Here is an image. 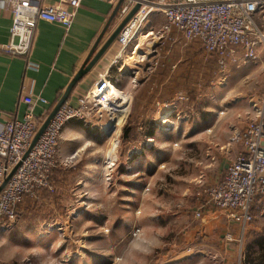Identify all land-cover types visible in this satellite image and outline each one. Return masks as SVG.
<instances>
[{
    "label": "rangeland",
    "instance_id": "obj_1",
    "mask_svg": "<svg viewBox=\"0 0 264 264\" xmlns=\"http://www.w3.org/2000/svg\"><path fill=\"white\" fill-rule=\"evenodd\" d=\"M141 32L139 41L144 45L139 57L144 54L145 58L124 54L129 65L121 69L139 81L156 67L154 75L167 82L155 94L160 103L178 105L177 109L169 120L161 114L156 124L131 119L129 110L113 122L107 118L69 121L105 133V143L98 145L102 155L89 147L78 154L56 156L53 190L42 189L36 198H25L29 201L24 206L23 201L14 218L4 222L8 225L0 224V264H169L178 257L176 243L182 244L186 227L202 223L203 218L195 216L200 185L210 184L206 175L226 169L241 151V145L231 139L255 118L253 107L264 90V51H259L257 61L222 68L199 43L178 39L179 47L197 52L174 57L169 65L175 66L161 73L157 50L175 45L168 35L145 40ZM136 44L129 46V52ZM124 55L119 64L125 62ZM149 122L161 128L152 141L135 131L146 129ZM109 125L112 129L107 134ZM143 140L150 149L141 153ZM129 148L139 151L132 166L125 161ZM146 156L150 164L143 161ZM99 158L100 164L95 163ZM159 158L165 160L156 166ZM89 162L93 167H86ZM56 170L67 178L66 188L55 189ZM184 190L186 196H182ZM251 210V227L264 232V196L256 198ZM216 212L222 223L227 221L223 212Z\"/></svg>",
    "mask_w": 264,
    "mask_h": 264
},
{
    "label": "built area",
    "instance_id": "obj_2",
    "mask_svg": "<svg viewBox=\"0 0 264 264\" xmlns=\"http://www.w3.org/2000/svg\"><path fill=\"white\" fill-rule=\"evenodd\" d=\"M82 1L9 0L10 40L3 50L27 57L38 21L57 23L68 29ZM98 1L113 4L118 0ZM136 2L141 4L140 9L115 40L119 47L118 57L131 53L141 60L145 58L144 54L139 57V48L144 45L139 40L142 25L151 13L162 14L165 21L158 30H150L149 38H163L175 31L183 40L199 43L222 68L228 64L237 65L240 61H257L259 51H264V0H123L120 13L126 14ZM135 41V49L129 52V46ZM64 66L67 67L68 63L64 62ZM30 67L36 68L35 65ZM135 82L134 76L133 85ZM131 100L129 92L118 89L102 75L79 97L76 106L64 103L58 109L29 149L43 121L34 113L35 102L46 101L42 97L34 99L23 95L21 101L27 105L23 118L0 125V187L16 167L0 190V224L14 218L25 198H36L42 189L53 190L51 175L58 164V141L69 121L112 120L118 114L121 117L129 110ZM253 110L255 118L245 125L241 134H234L231 139L241 145V151L228 163L219 181L201 183L196 218H202L205 210H219L228 222L242 229L254 220L251 210L254 198L264 196V90Z\"/></svg>",
    "mask_w": 264,
    "mask_h": 264
},
{
    "label": "crops",
    "instance_id": "obj_3",
    "mask_svg": "<svg viewBox=\"0 0 264 264\" xmlns=\"http://www.w3.org/2000/svg\"><path fill=\"white\" fill-rule=\"evenodd\" d=\"M8 1L0 0V125L7 121L23 118L27 105L21 101V97L25 94L34 99L38 97L45 99V103L36 101L34 105L35 115L45 119L62 97L64 90L86 59L108 21L110 24L104 32L99 46L106 41L125 15L120 13L121 6L111 19L118 1L112 4L107 1L83 0L68 29L57 23L38 21L31 50L27 57H23L8 54L3 50V46L10 40L9 30L12 22ZM45 1L52 3L55 0ZM164 21L162 14L151 13L142 25V31L158 30ZM168 36L169 41L175 46L157 50L156 65L159 66L157 70L161 73H169V67L175 66V63L172 66L169 65L175 61L174 57L186 54L194 55L197 52L192 48L179 47L176 43L178 39L183 40V38L177 32L173 31ZM118 48V44L114 41L90 73L76 85L66 103L76 106L79 97L85 94L102 75H105L115 87L130 93L132 101L128 115L131 119L155 122L163 114L162 119L169 120L173 115L171 114L172 110L177 109L178 105L171 107L170 104L163 101L160 103L154 91L159 86L165 85L167 80H158L157 75H154L155 67L151 69L150 74H145L143 80L140 79L133 85L131 75H126L121 69L129 63L124 55L125 57L122 59H125V62L122 61L123 64H119L121 58L117 54ZM64 62L68 63L67 67L64 66ZM31 65H35L36 68L30 67ZM164 107L168 110L161 113ZM149 110L151 111L149 112ZM90 129L82 127L79 123H68L59 139L57 157L63 158L71 153L78 154L89 147L97 149L96 151L100 153L99 157H101L103 151L98 145L101 142L105 143V133ZM143 129L136 128L135 131L145 140L152 141L161 134V128L157 130L154 127L152 136L146 135L148 127L144 129L145 131ZM143 143L144 140L142 146L145 149L141 153L150 149L149 143L145 145ZM175 145L178 146V143H174ZM138 152H132L130 148L126 151L125 161L130 162L129 166H132V163L136 161L137 157L134 153ZM164 160L159 158L156 166L163 164ZM99 161L100 158L95 160V163L100 164ZM143 161H149L148 157L146 156ZM92 163L89 162L86 167H93ZM150 163L151 161H149ZM57 170L52 176L54 187L57 190L66 188L67 178H64ZM224 171L225 167L208 173L205 178L208 183H215L221 179ZM128 182L131 183V181ZM186 195L187 192L184 190L182 196ZM202 216V223L186 227L182 244L180 241L176 243V247L179 246V249H176L179 250L177 251L178 257L176 256L169 264H264V244L261 241L264 235L263 229L251 227L250 223V226H247L242 233L239 225L228 221L222 223V217L215 210H205ZM228 236L232 238L228 239ZM161 257L163 260V255Z\"/></svg>",
    "mask_w": 264,
    "mask_h": 264
},
{
    "label": "water",
    "instance_id": "obj_4",
    "mask_svg": "<svg viewBox=\"0 0 264 264\" xmlns=\"http://www.w3.org/2000/svg\"><path fill=\"white\" fill-rule=\"evenodd\" d=\"M144 1H154V0H144ZM123 3V0H118L116 7L113 11V14L111 15V19L117 14L119 8L121 7ZM141 4L139 2H136L132 5V7L129 9V11L124 15L120 23L117 25V27L114 29V31L109 35V37L106 39V41L99 46V43L104 35V32L107 30L108 25L110 24V21L106 24L105 28L103 29L102 33L99 35L97 40L95 41L94 45L90 49L86 59L82 63V65L79 67L77 72L74 74L73 78L69 82L68 86L64 90V93L62 97L59 99L55 107L52 109V111L48 114V116L42 121L41 125L39 126L38 130L36 131L31 144L30 148L33 147V145L37 142L47 125L52 120L53 116L56 114L58 109L67 101V98L69 97L70 93L73 91V89L76 87V85L88 74L90 71L96 66L98 61L103 57V55L106 53V51L110 48V46L114 43L116 40L118 34L120 33L121 29L134 17L136 12L140 9ZM156 45L152 47V49H155ZM155 52H153L154 54ZM110 126V125H109ZM112 129V126L109 127L108 132ZM16 167H14L11 172L6 176L5 180L3 181L0 190L4 187L8 179L11 177V175L14 173Z\"/></svg>",
    "mask_w": 264,
    "mask_h": 264
},
{
    "label": "trees",
    "instance_id": "obj_5",
    "mask_svg": "<svg viewBox=\"0 0 264 264\" xmlns=\"http://www.w3.org/2000/svg\"><path fill=\"white\" fill-rule=\"evenodd\" d=\"M149 126H148V131H147V133H146V135H148V136H152V134L154 133V123L153 122H149V124H148ZM260 197H262V196H259V195H257L255 198H254V201L256 200V198H260ZM261 241H262V244H264V235L262 236V239H261ZM264 256V255H263Z\"/></svg>",
    "mask_w": 264,
    "mask_h": 264
},
{
    "label": "bare ground",
    "instance_id": "obj_6",
    "mask_svg": "<svg viewBox=\"0 0 264 264\" xmlns=\"http://www.w3.org/2000/svg\"><path fill=\"white\" fill-rule=\"evenodd\" d=\"M142 34H143V33H141V36H142ZM144 34H146V32H145ZM151 34H152V33L149 31L148 34H147L146 36L144 35V36H145L144 38H146L145 40H147V38L149 39V37L151 36ZM133 71H134V70H133ZM114 114H115V113H114ZM114 114H113V115H114ZM116 116H117V115H116ZM113 120L115 121V117L112 118L111 122H113ZM163 121H164V120H163ZM111 122H110V123H111ZM164 122H165V121H164ZM110 123H109V124H110ZM104 130H105V129H104Z\"/></svg>",
    "mask_w": 264,
    "mask_h": 264
}]
</instances>
